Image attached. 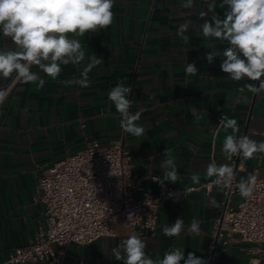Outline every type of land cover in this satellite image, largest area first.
Listing matches in <instances>:
<instances>
[{"label":"crops","instance_id":"crops-1","mask_svg":"<svg viewBox=\"0 0 264 264\" xmlns=\"http://www.w3.org/2000/svg\"><path fill=\"white\" fill-rule=\"evenodd\" d=\"M184 0H115L113 24L98 33L78 37L86 53L77 66L68 64L57 80L45 77L38 88L0 79V86L11 89L0 106V264L6 262L17 247L33 241L40 228L46 227L44 206L37 198L36 186L43 173L56 161L83 150L91 141L107 145L122 140L131 153L134 172L144 179V187L154 191L152 176L167 177L161 168L165 149L176 164L178 180L169 183L181 187H198L211 179L206 168L211 160L225 163L221 147L231 133L223 128L217 135L222 115L237 120L240 132L260 141L264 139V94L256 97L246 89L248 81H233L220 69L221 58L208 64L205 52H222L226 42L202 36L199 25L205 0H195V7H181ZM224 8L217 0L216 13L223 18ZM212 13L208 14L210 18ZM191 26L182 38L178 26ZM11 40L0 34V47ZM102 63L89 73L90 86L69 83L78 79L89 58ZM195 63L196 76L186 74L188 63ZM33 71H38L36 67ZM43 76V73H40ZM250 82V81H249ZM118 83L130 86V112L143 109L138 125L145 128L140 137L127 134L120 127V114L108 99ZM257 86H258V82ZM236 179H247L251 172L264 178V155L250 160L234 157ZM200 182L194 183L192 176ZM215 200L219 207H215ZM223 192L216 186L209 193L192 191L178 203H166L157 219V230L148 240L146 251L159 260L173 248L195 252L209 264V245L215 218L220 212ZM236 205L240 196H233ZM182 218L184 232L166 237L162 228ZM193 219L199 220L201 234L188 235ZM130 235L126 223L119 221L116 235L92 243L72 244L64 264H122L113 248ZM252 246L234 241L228 247L219 244L211 264H249L257 258L264 264V253L253 256ZM35 264V263H33ZM181 264H184L181 261Z\"/></svg>","mask_w":264,"mask_h":264},{"label":"clouds","instance_id":"clouds-1","mask_svg":"<svg viewBox=\"0 0 264 264\" xmlns=\"http://www.w3.org/2000/svg\"><path fill=\"white\" fill-rule=\"evenodd\" d=\"M115 0H0V34L11 40L10 46L0 47V79L23 84H35L43 88L47 83L45 77L57 80L63 67L68 64L81 65L86 59V53L78 37L86 33H98L107 29L114 21L112 11ZM207 11L199 12L204 21L199 25L202 36L227 46L222 52L208 50L205 59L213 64L215 58H221L220 69L233 81H248L239 91L245 89L256 97L264 94V0H220L224 8L223 18L216 13L217 0H205ZM181 7L192 9L195 0H184ZM212 13L208 18V14ZM191 26L186 22L178 26V35L184 34ZM102 59L89 58L82 68L80 77L69 83L82 88L90 86L89 73L98 67ZM36 67L38 71H33ZM198 69L195 63H188L186 74L196 76ZM40 73L44 75L41 76ZM250 81V82H249ZM258 82V86L257 83ZM10 89L0 86V106L9 95ZM132 92L130 86L118 83L108 93V99L114 103L120 114V127L127 134L140 137L145 128L138 125L143 109L130 112L132 101L128 98ZM231 133L224 138L221 152L225 163L217 164L211 160L206 168V178L220 191L230 188L236 179V165L231 163L234 157L252 159L256 154L264 155V139L260 141L249 135H237L240 132L238 122L234 118L222 115L219 127L213 130L217 135L219 129ZM166 157L161 168L165 170L167 181L175 183L178 180L176 164L170 156V150L165 149ZM194 183L200 182V177H191ZM258 174L251 172L247 179L241 178L236 187L242 197L252 198L257 185ZM163 184V181H160ZM171 195V194H170ZM213 206L219 204L212 201ZM135 214L129 212L127 221L134 223ZM115 222V218H113ZM200 221L193 219L187 228L188 235L201 234ZM185 230L182 218H177L171 226L165 225L162 233L166 237H179ZM148 240L138 234H130L113 248V254L122 264H208L207 260L189 252L185 256L182 248L165 251L163 257L154 260L146 251ZM251 264H259L252 261Z\"/></svg>","mask_w":264,"mask_h":264},{"label":"built area","instance_id":"built-area-1","mask_svg":"<svg viewBox=\"0 0 264 264\" xmlns=\"http://www.w3.org/2000/svg\"><path fill=\"white\" fill-rule=\"evenodd\" d=\"M167 179L152 176L156 189H146L122 140L107 145L89 142L83 150L54 162L40 177L36 191L44 206L46 227L40 228L33 241L17 247L2 264H64L72 244L85 245L115 236L120 220L130 234L153 237L166 203H178L192 191L209 193L215 186L211 182L214 177L189 188L174 186ZM238 183L235 179L222 191L220 212L211 233L209 264L219 244L228 247L241 241L252 246L253 256L264 253V178L258 177L252 198L240 195ZM233 196L241 197L236 205ZM129 212L135 214L134 223L127 221ZM252 261L257 258H250L249 264Z\"/></svg>","mask_w":264,"mask_h":264}]
</instances>
